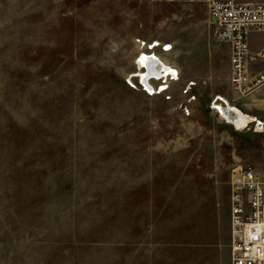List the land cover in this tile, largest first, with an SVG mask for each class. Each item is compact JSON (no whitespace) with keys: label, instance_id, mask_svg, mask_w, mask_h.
<instances>
[{"label":"rangeland","instance_id":"374dc122","mask_svg":"<svg viewBox=\"0 0 264 264\" xmlns=\"http://www.w3.org/2000/svg\"><path fill=\"white\" fill-rule=\"evenodd\" d=\"M217 44L208 0H0V264H210L231 170L264 165V84L238 96Z\"/></svg>","mask_w":264,"mask_h":264},{"label":"built area","instance_id":"2783aa9c","mask_svg":"<svg viewBox=\"0 0 264 264\" xmlns=\"http://www.w3.org/2000/svg\"><path fill=\"white\" fill-rule=\"evenodd\" d=\"M208 18L214 39L230 44L232 88L247 95L264 81V71L247 74V35L264 31V0H209ZM229 187L231 264H264V165H237L231 170Z\"/></svg>","mask_w":264,"mask_h":264},{"label":"crops","instance_id":"0c3cea01","mask_svg":"<svg viewBox=\"0 0 264 264\" xmlns=\"http://www.w3.org/2000/svg\"><path fill=\"white\" fill-rule=\"evenodd\" d=\"M209 1V0H208ZM208 22H209V18H208ZM209 25H210V22H209ZM211 27V26H210ZM213 36V34H212ZM214 39V37H213ZM215 40V39H214ZM216 41V40H215ZM217 42V41H216ZM221 44V45H220ZM166 45H169V44H166ZM170 46V45H169ZM218 48L220 50L223 51V53L225 54V57L227 59V62L229 63V66H230V55H231V51H230V44L229 43H219L217 44ZM171 48V47H170ZM169 48V49H170ZM168 49V50H169ZM149 52H153L152 50L150 51H146L145 53H149ZM263 50H260V51H255L254 53H251V56L248 60V72L250 75H256L258 74L259 72H262L264 71V64L259 66V67H251L250 64H249V61L252 60L254 57H256V55H261L263 54L262 53ZM154 53V52H153ZM154 55H156L155 57L160 59L157 61L160 62L161 64L163 63L162 62V59L164 61L167 62V67H171L173 68L176 72H177V79H171L169 76H167L165 79L166 83H169V81H176L178 80V70L176 67H174V65L168 60V59H165V58H162L160 56H158L157 54L154 53ZM261 56H264V55H261ZM164 64V63H163ZM162 64V65H163ZM231 68V66H230ZM230 76H231V69H230ZM229 83H230V80H229ZM231 85V83H230ZM263 85V84H262ZM261 85V86H262ZM259 86V87H261ZM257 87V88H259ZM232 88V86H231ZM256 88V89H257ZM234 91V90H233ZM235 92V91H234ZM239 96V95H238ZM248 96V95H247ZM241 97V96H240ZM246 97V96H245ZM215 99H220L222 100L224 103H226L230 108L234 109L236 112L239 113L240 116L244 117L248 114H244V112H242L239 108L235 107L234 105H232L230 102H233L234 101V95H233V92L230 90V89H225L223 93H221L220 95H217L215 97ZM214 99V100H215ZM245 121H246V118L244 117ZM251 120H254L256 123L258 122H263L257 118H255L253 116V118H251L250 120L248 121H251ZM245 124V123H244ZM249 125V123H248ZM246 126V125H245ZM244 126V127H245ZM237 128V127H236ZM238 129V128H237ZM243 129V128H242ZM208 245H210L207 250L209 251L208 252V260H209V263L210 264H231V226H230V191H229V196H228V214H227V218H226V227H225V232H224V235H220V236H216V238L214 240H212Z\"/></svg>","mask_w":264,"mask_h":264},{"label":"bare ground","instance_id":"6f19581e","mask_svg":"<svg viewBox=\"0 0 264 264\" xmlns=\"http://www.w3.org/2000/svg\"><path fill=\"white\" fill-rule=\"evenodd\" d=\"M255 32H261V31H255ZM219 43H227V42H219ZM166 47H167V50L170 48L169 45H166ZM150 49H153V48L151 47ZM248 49H249V46H248ZM248 53L249 54H248V59L247 60H249V58L251 56L250 49H249ZM262 53L264 54V50H263ZM147 54L148 55H142L141 58H140V62L142 64V66L144 67L143 72L140 74L141 83L143 84L144 89H146V91L151 93L153 91V88H154L153 86H151L152 85V81H154V82L155 81H159L160 82L159 83L160 86H158L156 88V91H158V92L164 91V90L167 89L166 83H164L165 82L164 77L169 76L171 79L172 78H177V75H175V70L173 68H171V67H167L166 66L167 63H165L164 61H162L164 63V64L162 63L163 65L160 62H158L157 61L158 58L152 56V55H154L153 52H149ZM158 60H160V59H158ZM247 74L250 75L249 72H248V62H247ZM250 76H253V75H250ZM150 82H151V85H150ZM262 84H264V81L259 83V85L257 87L261 86ZM256 88H254V89H256ZM154 92L155 91H153L152 93H154ZM235 93H237V92L235 91ZM249 94L250 93H248L247 95H249ZM237 95H239V94L237 93ZM247 95H244V96H241V97H245ZM215 100H216V103H215L216 105H213V106L215 108H217V109H220L222 114L227 119H230V121H232L237 126H243L244 125V123H245L244 117L240 116L238 112H236L234 109L230 108L222 100H220V99H215ZM263 126H264V122H258V123L255 124V127L258 128L260 132H262L264 130ZM230 217H231V203H230ZM230 226H231V219H230Z\"/></svg>","mask_w":264,"mask_h":264}]
</instances>
